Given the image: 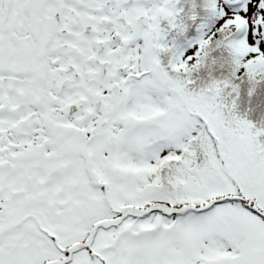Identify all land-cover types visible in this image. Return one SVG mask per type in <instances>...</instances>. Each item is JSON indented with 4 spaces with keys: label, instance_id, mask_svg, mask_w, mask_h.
Returning a JSON list of instances; mask_svg holds the SVG:
<instances>
[{
    "label": "snow or ice",
    "instance_id": "1",
    "mask_svg": "<svg viewBox=\"0 0 264 264\" xmlns=\"http://www.w3.org/2000/svg\"><path fill=\"white\" fill-rule=\"evenodd\" d=\"M0 264H264V0H0Z\"/></svg>",
    "mask_w": 264,
    "mask_h": 264
}]
</instances>
